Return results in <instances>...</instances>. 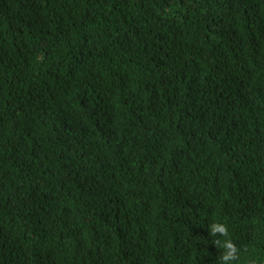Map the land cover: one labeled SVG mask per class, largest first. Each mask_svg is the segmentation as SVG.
I'll return each mask as SVG.
<instances>
[{"label": "trees", "instance_id": "16d2710c", "mask_svg": "<svg viewBox=\"0 0 264 264\" xmlns=\"http://www.w3.org/2000/svg\"><path fill=\"white\" fill-rule=\"evenodd\" d=\"M0 264H264V0H0Z\"/></svg>", "mask_w": 264, "mask_h": 264}, {"label": "clouds", "instance_id": "9594fccd", "mask_svg": "<svg viewBox=\"0 0 264 264\" xmlns=\"http://www.w3.org/2000/svg\"><path fill=\"white\" fill-rule=\"evenodd\" d=\"M220 233L221 236H227L228 235V229L227 226L223 223L214 222L212 224L211 228V235H215L216 233ZM215 242V241H214ZM224 247L227 249L225 252L223 259L225 261H236L239 260L241 249H239L235 243L231 239H226L224 242Z\"/></svg>", "mask_w": 264, "mask_h": 264}]
</instances>
